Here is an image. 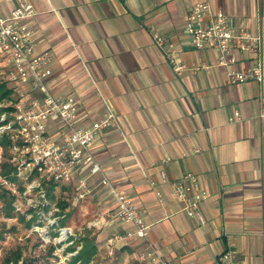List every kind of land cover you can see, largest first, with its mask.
<instances>
[{
  "label": "crops",
  "instance_id": "1",
  "mask_svg": "<svg viewBox=\"0 0 264 264\" xmlns=\"http://www.w3.org/2000/svg\"><path fill=\"white\" fill-rule=\"evenodd\" d=\"M22 2L37 11L30 21L34 56L53 57L50 92L72 94L81 107L76 125L89 127L108 108L117 114L92 149L101 175L84 161L67 185L72 196L81 178L93 188L77 214L90 217L89 225L115 215L103 176L149 227L146 240L126 239L112 256L109 239L134 227H89L95 264H142L149 247L169 264H219L227 250L239 264H264V123L257 117L264 82L231 83L229 71L247 69L252 55L238 53L229 70L218 66L217 51L197 50L186 32L191 9L204 2L264 41V0H0V16ZM237 111L240 118L231 121ZM56 131L51 123L50 134ZM189 173L197 178L186 182L189 197L207 194L199 203L204 224L174 195V182Z\"/></svg>",
  "mask_w": 264,
  "mask_h": 264
},
{
  "label": "built area",
  "instance_id": "2",
  "mask_svg": "<svg viewBox=\"0 0 264 264\" xmlns=\"http://www.w3.org/2000/svg\"><path fill=\"white\" fill-rule=\"evenodd\" d=\"M36 15L37 11L32 4L22 2L8 16H0V83L6 82L12 90L10 97L0 98V183L17 187L11 179L3 175V164L7 160L13 168L11 177L26 185L23 192L25 199L34 202L33 194L38 197V207L42 209L44 218L46 215L49 218L47 229L56 231V239H59L60 243L72 246L78 235L74 228L59 225L60 216L57 214L60 209L47 198L44 184H71L73 172L84 161L92 164V175H101L100 165L96 162L92 149L97 135L115 126L117 114L108 108L104 115L89 127L76 125L81 112L76 98L72 94L57 97L49 90L47 82L53 76L52 55L45 53L34 56L35 41L30 21ZM186 32L197 50L217 51L218 66L229 70L238 64V53L252 55L251 64L247 69L229 71L231 83L264 82V41L260 35L237 27L229 16L222 11H213L211 5L204 2L191 9ZM155 38L158 44L164 43L159 35ZM171 62L177 72L184 69L176 57H171ZM257 117L264 123V109ZM238 118L240 113L237 111L231 121ZM51 123L56 127L55 135L50 134ZM4 139L10 143L8 158L1 144ZM186 182L197 184L196 175L189 173L174 182V195L178 200L186 201L190 218L204 224L199 203L207 199V194H192L189 197L192 186L186 185ZM100 184L109 188L118 206L117 211L115 215L92 223L89 227L98 226L100 223L112 227L114 222L131 224L134 227L133 232L109 239L108 247L112 256L117 247L115 245L124 243L126 239L136 237L146 240L149 227L142 213L131 204L127 195L118 192L106 177L102 176ZM92 194L93 188L87 179L81 178L74 187L72 204L78 205ZM44 207H49V211L46 212ZM80 249L81 247L69 256L77 255ZM140 261L142 264H169L153 247H149L140 255ZM218 263L239 264L230 250L219 255Z\"/></svg>",
  "mask_w": 264,
  "mask_h": 264
},
{
  "label": "rangeland",
  "instance_id": "3",
  "mask_svg": "<svg viewBox=\"0 0 264 264\" xmlns=\"http://www.w3.org/2000/svg\"><path fill=\"white\" fill-rule=\"evenodd\" d=\"M2 191L9 192L10 195L16 197V200L13 204L15 210L12 215L14 217H7L5 216V203L0 199V230L4 231V239L0 241V263L8 253L19 249L25 259L36 260V264H70V260L74 256L69 255L75 253L79 247L82 248V245L72 252L70 251L71 246H66L64 242L60 243L59 239H56V231L48 230L46 227L50 223L49 218L48 215L44 218L42 209L38 207V197L33 194L34 202H29L22 192L17 191V187L0 183V192ZM55 195L57 198L62 196L59 190L55 192ZM7 200H9L8 196ZM54 202L56 204V201ZM83 203L72 204L66 211L67 214H70L68 227L74 228L78 235L76 241H79L86 233L91 232L89 229L91 218L77 214V209ZM21 216L23 217L22 221L20 220ZM51 248L53 249L52 252L50 251Z\"/></svg>",
  "mask_w": 264,
  "mask_h": 264
},
{
  "label": "trees",
  "instance_id": "4",
  "mask_svg": "<svg viewBox=\"0 0 264 264\" xmlns=\"http://www.w3.org/2000/svg\"><path fill=\"white\" fill-rule=\"evenodd\" d=\"M12 94V90H10L6 84V82H1L0 83V98L5 99L10 97ZM14 100V98H13ZM1 144L5 148V155L6 158H8V148H9V141L7 139H4ZM13 173V168L12 166L8 163L6 160L3 164V175L11 179L12 182H14L18 190L20 192H24L26 189V185L22 182H18V180L14 177H11ZM44 187L47 191V198L52 202L55 203L57 207L60 209V213L57 214V216H60L59 219V225L62 227H67L68 225V219L70 217V214H67L66 211L67 209L72 205V195L69 194V190L67 188V185H61L57 183H45ZM60 191L61 197L57 198L55 195L56 191ZM7 196L9 197V200H7ZM0 199L3 200L4 208L6 209L5 216L7 217H14L12 213L14 212V207L13 204L16 200L15 196H12L9 194L7 191H2L0 192ZM46 212L49 211V207H44L43 208ZM71 213V212H70ZM35 219V218H34ZM20 220H23V217H20ZM3 230H0V241L3 240ZM82 245L81 250L78 252L76 256H74L70 260V264H90L94 263L95 260L98 256V247L96 246V237L91 234V232L86 233L82 238L79 239V241H75L73 245L70 248V251H76V249ZM50 251L52 252L53 249L51 248ZM23 259V260H22ZM22 261V264H36V260H31V259H25L23 257L22 251L21 250H15L13 252L8 253L3 261L0 264H20Z\"/></svg>",
  "mask_w": 264,
  "mask_h": 264
}]
</instances>
